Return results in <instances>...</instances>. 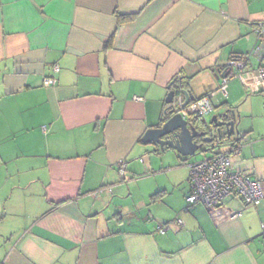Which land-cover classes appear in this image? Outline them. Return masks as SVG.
Segmentation results:
<instances>
[{"label": "crops", "instance_id": "1", "mask_svg": "<svg viewBox=\"0 0 264 264\" xmlns=\"http://www.w3.org/2000/svg\"><path fill=\"white\" fill-rule=\"evenodd\" d=\"M261 21L264 0H0V264H264V198L190 205L188 159L132 199L180 80L217 114L254 93L218 90L264 63ZM238 127L231 169L264 182V125Z\"/></svg>", "mask_w": 264, "mask_h": 264}, {"label": "built area", "instance_id": "2", "mask_svg": "<svg viewBox=\"0 0 264 264\" xmlns=\"http://www.w3.org/2000/svg\"><path fill=\"white\" fill-rule=\"evenodd\" d=\"M256 34L260 40L259 49L262 50L264 61V21L256 25ZM227 67L232 68L229 75L223 77L219 92L227 95L229 78L239 77L247 83L249 90L257 93L264 91V63L255 72H245V62L243 60L232 59ZM58 70V67H56ZM56 83L53 77L44 79L45 86H51ZM213 93L195 100H190L186 105L185 96L182 92L175 96L174 105L181 108V113L187 119L193 117H206L214 110L212 103ZM136 100H142V97H135ZM46 129V126L43 127ZM229 150L222 151V147H215L212 154L204 156L201 159L188 161L190 170L191 192L187 196V202L190 205L202 204L208 207L220 205L223 200L233 194L240 196L246 205L258 206L264 198V182L254 178L251 175L233 171L231 169V154L236 153L240 148V143L229 144ZM228 149V148H227ZM125 166L120 167L122 175L125 172ZM104 191H113L112 186L104 187L95 192L100 194ZM181 223V219H179ZM164 232V229H162Z\"/></svg>", "mask_w": 264, "mask_h": 264}, {"label": "water", "instance_id": "3", "mask_svg": "<svg viewBox=\"0 0 264 264\" xmlns=\"http://www.w3.org/2000/svg\"><path fill=\"white\" fill-rule=\"evenodd\" d=\"M227 70L228 73L232 72L231 67H227ZM174 83L175 81L170 84L169 88ZM178 88L185 96L183 105L196 99L181 80ZM177 94L176 88L169 91L166 97L167 108L164 118L156 126L150 127L142 137L148 147H154V151L159 152L171 148L181 156L188 158L199 152L212 151L215 147L241 143V140L245 138V133L239 132L238 117L234 109L226 108L222 113L215 114L209 121L205 118L192 121L183 116L180 107L174 105ZM204 145L206 149H202Z\"/></svg>", "mask_w": 264, "mask_h": 264}, {"label": "rangeland", "instance_id": "4", "mask_svg": "<svg viewBox=\"0 0 264 264\" xmlns=\"http://www.w3.org/2000/svg\"><path fill=\"white\" fill-rule=\"evenodd\" d=\"M236 79L235 81H237ZM234 81V82H235ZM239 81V80H238ZM233 85V84H231ZM229 85L228 91H229V96L225 97L224 95H221L223 101L231 102L230 97L232 98V86ZM227 91V92H228ZM264 91L262 92H257V93H251L249 94V99L247 100H242L240 103H238L236 107L237 111V117H238V126L248 125L251 123L258 124L259 126L264 125ZM217 108L215 111H212V113L206 115V118L208 120H212L213 116L217 114ZM227 149L228 146L222 147ZM202 149H206V146L204 145ZM212 152L206 151V152H199L194 156L191 157H184L181 156L175 149L167 148L165 150H160L159 152L154 151V147L149 146L148 149L146 150L145 154L142 156V162L145 164V167L149 170H154L157 171L155 174H152L149 177H144L140 178L143 179L140 183H135L133 185V195L132 199L136 200L137 199V191L139 188L142 190L144 189V185L146 181H150V177H155L158 176V180L164 181V183H168L170 181V177L168 176L173 175L174 171H178L175 174V177L177 175L178 178L183 179L185 175V168H181L186 162L185 160L188 159V161H193V160H198L203 158L204 156H209L211 155ZM177 166V167H176ZM163 169H166L164 174H158V171H161ZM190 171V170H189ZM146 174H151V172L146 171L143 172V176ZM139 178V177H136ZM188 181V180H187ZM179 189V188H178ZM143 192V191H142ZM140 192V193H142ZM187 203V202H186ZM130 218L132 216H129ZM141 224V221L139 222Z\"/></svg>", "mask_w": 264, "mask_h": 264}, {"label": "trees", "instance_id": "5", "mask_svg": "<svg viewBox=\"0 0 264 264\" xmlns=\"http://www.w3.org/2000/svg\"><path fill=\"white\" fill-rule=\"evenodd\" d=\"M127 16H124L123 17V19H125ZM183 82V81H182ZM184 83V82H183ZM185 84V83H184ZM185 86H188V84L187 85H185ZM176 90H177V93H180V89L179 88H176ZM203 117H199V116H196V117H193L192 118V121H196V120H199V119H202Z\"/></svg>", "mask_w": 264, "mask_h": 264}]
</instances>
